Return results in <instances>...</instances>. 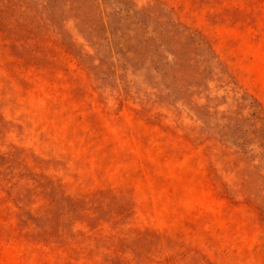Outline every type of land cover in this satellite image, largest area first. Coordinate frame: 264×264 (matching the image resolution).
Masks as SVG:
<instances>
[{
	"label": "rangeland",
	"instance_id": "374dc122",
	"mask_svg": "<svg viewBox=\"0 0 264 264\" xmlns=\"http://www.w3.org/2000/svg\"><path fill=\"white\" fill-rule=\"evenodd\" d=\"M0 264H264V0H0Z\"/></svg>",
	"mask_w": 264,
	"mask_h": 264
}]
</instances>
